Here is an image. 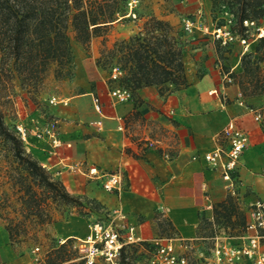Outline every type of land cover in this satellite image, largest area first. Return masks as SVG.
<instances>
[{
	"label": "crops",
	"instance_id": "obj_1",
	"mask_svg": "<svg viewBox=\"0 0 264 264\" xmlns=\"http://www.w3.org/2000/svg\"><path fill=\"white\" fill-rule=\"evenodd\" d=\"M184 64L186 88L171 87L169 94L161 95L159 88L147 87L123 103L112 98L117 83L110 78L101 76L94 84L81 78L74 89L82 91L52 111L60 140L56 155L50 154L48 142L34 136L25 146L60 177L71 195L94 200L109 212L122 210L128 223L136 226L141 242L157 237L155 223L160 217L174 236L197 240L204 239L203 217L211 216L214 207L229 197L237 198L246 213L264 204V123L256 122L249 111L264 114V95L246 101L239 98V88L225 82L215 49L209 45L195 49L191 44L184 52ZM230 123L249 138L235 172L234 190L204 160ZM148 142L153 147L147 148ZM91 169L97 170L99 178L89 175ZM115 174L123 179L122 190L108 193L103 184ZM87 223L73 216L49 229L54 237L86 239ZM0 240H6L4 231ZM4 260L25 264L11 248L1 251V263Z\"/></svg>",
	"mask_w": 264,
	"mask_h": 264
},
{
	"label": "rangeland",
	"instance_id": "obj_2",
	"mask_svg": "<svg viewBox=\"0 0 264 264\" xmlns=\"http://www.w3.org/2000/svg\"><path fill=\"white\" fill-rule=\"evenodd\" d=\"M127 5V19L120 20L102 31L100 36L91 40L89 46L76 42L73 29L69 26L67 35L73 53V69L65 78L57 79L55 74L51 73L43 84L34 90L18 79L9 82L2 93L0 107L5 123L11 131L16 132L17 126L21 125L28 130L45 127L54 120L52 111L55 105L51 102L55 100L60 103L73 93L82 91L79 88L74 89L81 78L84 81L89 79L91 84H94L101 76L110 78V82H113L112 67L103 64L102 52L112 49L118 40L128 39L139 32H145L144 24L152 17L169 22L175 27L177 37H180L185 44V51L193 43H195V49L200 45H209L214 48L221 72L231 78V82H225L228 86H237L243 100L252 99L245 97V94L260 92V89L256 87L257 78H262L260 74H255L253 80L243 78L240 64L244 55L254 53L260 38L264 36V20L257 25L249 24L248 30L240 35L230 9L223 5L222 0H128ZM184 21L193 25L191 33L184 29ZM222 22L224 26L219 29ZM218 30L230 34L232 40L227 39V43L223 44V40L217 38ZM242 36L245 37L248 45H242ZM254 61H256L255 58ZM261 67L264 68V64ZM240 83L243 84L244 93L239 86ZM31 156L54 180L61 181L54 171L47 169L38 159ZM30 184L34 186L33 178L25 169V165L16 160L10 145L0 139V238L3 231L6 235L4 243L0 240V264H7L5 260L1 263V251L5 248H11L13 255L23 259L25 264H48L49 261H55L59 254L62 256L61 259L63 256L69 259L63 263L55 261L57 264H80L82 258L75 245L84 237L68 239L72 241L71 246L61 252L59 247L68 240L54 237L49 227L77 216L88 221L89 230V225L97 220L105 222L110 220L107 209L99 203L94 206L89 205L87 198L75 195L72 196L79 199L82 205L57 204L47 198V192L42 193L39 190L37 197L31 200L27 192ZM233 203L237 207L232 209L231 217L230 213L221 208L218 209V214L212 213L209 217H203L201 236L204 241L199 250L191 252V264H195L202 253L205 256L210 255L212 239L215 236H231L235 224L245 227L248 214L242 210L237 198H234ZM7 226L13 228L16 242L10 241ZM155 227L159 232L157 237L129 245L122 254L121 264H149L154 241L157 238L174 236L164 218L160 217Z\"/></svg>",
	"mask_w": 264,
	"mask_h": 264
},
{
	"label": "trees",
	"instance_id": "obj_3",
	"mask_svg": "<svg viewBox=\"0 0 264 264\" xmlns=\"http://www.w3.org/2000/svg\"><path fill=\"white\" fill-rule=\"evenodd\" d=\"M222 1L223 5L230 9L240 35L248 30L245 22L257 25L264 20V0ZM127 4L128 0H0V101L7 85L14 79L34 90L38 89L51 73H54L57 79L68 76L73 69V53L67 35L69 26L73 29L76 42L89 46L91 40L100 36L102 31L120 20L127 19ZM144 26L145 32L118 40L112 49L102 52L103 64L111 66L112 69L117 67L122 73L114 83L130 91L131 96L147 87L159 88L161 95L169 94L171 87L186 88L188 84L183 59L185 44L177 37L175 27L154 17L145 22ZM223 26L222 22L219 29ZM242 37V40H246ZM262 64L264 36L260 38L254 53L244 55L241 59L240 71L243 78L253 80L257 73L262 77L256 81L260 92L245 94L247 98L264 95ZM239 86L243 90V84L240 83ZM0 139L10 145L16 160L25 165V169L33 178L34 186L30 184L27 188L31 200L37 197L39 190L42 193L47 192V198L57 204L82 205L61 181L54 180L27 152L17 132L11 131L6 125L1 107ZM87 203L98 205L90 199ZM233 206V199L229 197L214 207L213 214H218V209L221 208L230 213L231 217ZM236 227L243 228L235 224ZM7 231L10 241L16 242L13 228L7 226ZM71 244L72 241L68 240L59 250L63 252ZM127 247L122 249L121 257ZM61 257L59 254L55 261L63 263L69 259ZM55 261H49L48 264H57ZM80 264L85 262L82 260Z\"/></svg>",
	"mask_w": 264,
	"mask_h": 264
},
{
	"label": "built area",
	"instance_id": "obj_4",
	"mask_svg": "<svg viewBox=\"0 0 264 264\" xmlns=\"http://www.w3.org/2000/svg\"><path fill=\"white\" fill-rule=\"evenodd\" d=\"M248 26V22H245ZM253 25V24H251ZM184 29L191 33L193 25L183 22ZM217 38L227 43L232 40L230 34L217 31ZM242 45H248L246 40H241ZM122 76L119 68L114 67L111 80L117 82ZM224 80L231 82L229 75H224ZM111 96L116 102L123 103L131 98L130 91L119 86L111 90ZM242 98V95H239ZM53 105L58 104L55 100ZM96 110L100 111L99 99H95ZM244 106L243 100L240 103ZM255 116V121L264 123V114L260 110L249 108ZM17 135L26 146L30 136L48 142L51 147L50 154L56 155L55 150L60 145L58 138V122L52 120L43 128L28 130L25 126H17ZM218 146L213 151L204 155V160L214 171H218L229 190L236 186L235 172L240 164L243 153L248 145V135L239 130L234 123H230L218 136ZM152 142L147 143V148L153 147ZM26 148V147H25ZM167 158V157H166ZM89 175L99 178L97 170L91 169ZM123 179L115 174L107 178L103 189L108 193L120 192ZM237 206H233L236 209ZM248 221L244 228L236 227L231 236H215L212 239L210 255L202 256L195 264H264V204L256 205L248 210ZM108 220H97L89 225V234L86 239L80 240L75 245L85 264H120L121 251L124 247L141 242L136 237V226L127 223L126 214L120 210L108 211ZM126 233V235H124ZM204 239L185 240L177 236L157 238L151 251L149 264H191L190 254L199 248Z\"/></svg>",
	"mask_w": 264,
	"mask_h": 264
}]
</instances>
